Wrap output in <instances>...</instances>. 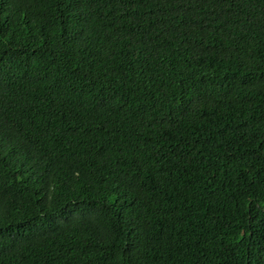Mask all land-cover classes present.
<instances>
[{"label": "trees", "instance_id": "16d2710c", "mask_svg": "<svg viewBox=\"0 0 264 264\" xmlns=\"http://www.w3.org/2000/svg\"><path fill=\"white\" fill-rule=\"evenodd\" d=\"M0 264H264V0H0Z\"/></svg>", "mask_w": 264, "mask_h": 264}]
</instances>
